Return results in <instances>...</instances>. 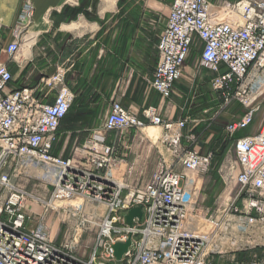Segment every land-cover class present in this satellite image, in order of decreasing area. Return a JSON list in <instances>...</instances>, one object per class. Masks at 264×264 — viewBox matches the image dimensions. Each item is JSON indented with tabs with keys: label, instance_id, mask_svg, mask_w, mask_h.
I'll use <instances>...</instances> for the list:
<instances>
[{
	"label": "built area",
	"instance_id": "built-area-1",
	"mask_svg": "<svg viewBox=\"0 0 264 264\" xmlns=\"http://www.w3.org/2000/svg\"><path fill=\"white\" fill-rule=\"evenodd\" d=\"M33 15L31 2L24 1L5 48L11 58L22 44L35 42L28 34ZM156 50L148 86L162 99L171 98L184 63L198 51L221 109L237 103L244 110L224 126L234 161L225 158L216 169L223 183L220 200L207 205L202 190L205 176L215 171L214 153L203 152L202 136L191 131L204 119H164L147 107L144 122L112 101L103 132L155 126L170 153L169 160L158 153L151 176L130 186L121 171L122 150L117 142L104 143L97 131L72 157L52 155L73 100L62 68L43 80L39 98L34 89L13 88L12 73L0 62V264H264V120L253 134L233 138L253 123L264 101V0H173ZM51 94V103L42 102ZM29 180L45 181L49 197L27 192L21 182ZM29 203L43 213L68 210L74 225L71 233L63 232L67 239L54 243L44 217L34 219ZM137 207L141 218L134 217L130 227L125 216ZM90 227L95 233L88 253L79 242ZM129 238L117 263L112 245Z\"/></svg>",
	"mask_w": 264,
	"mask_h": 264
},
{
	"label": "crops",
	"instance_id": "crops-1",
	"mask_svg": "<svg viewBox=\"0 0 264 264\" xmlns=\"http://www.w3.org/2000/svg\"><path fill=\"white\" fill-rule=\"evenodd\" d=\"M24 1L0 0V62L12 73L13 88L34 89L39 98L44 93H40L43 80L60 68L65 71L64 85L73 100L67 121L56 134L52 155L63 159L72 157L75 147L97 131L104 143L117 142L122 150L124 181L130 186L140 185L151 176L160 158L158 153L162 155V152L156 147V158L150 156L146 137L137 139L135 130L102 131L112 101H119L144 122L143 109L147 107L157 108L164 119L179 120L209 116L221 105L211 89V74L199 65L196 51H192L184 63L182 77L174 83L171 98L162 99L148 86L157 63L156 45L166 27L173 0H29L34 15L28 34L36 39L32 44H22L11 58L5 48L12 40L10 31ZM207 1L215 5L222 0ZM74 10H79L75 19L72 18ZM189 96L197 99V104L185 110L187 103L188 106L194 103ZM174 97L179 98L180 103L186 97L184 109L177 110ZM52 101L53 94L42 102ZM241 112L243 115V108ZM258 112L253 123L242 131L245 136L253 134ZM241 116L236 115L235 120ZM190 130L188 125L185 131ZM156 138L149 139L154 142ZM128 169L132 171L130 175L126 172ZM31 173L41 174L39 170Z\"/></svg>",
	"mask_w": 264,
	"mask_h": 264
},
{
	"label": "rangeland",
	"instance_id": "rangeland-1",
	"mask_svg": "<svg viewBox=\"0 0 264 264\" xmlns=\"http://www.w3.org/2000/svg\"><path fill=\"white\" fill-rule=\"evenodd\" d=\"M194 54H195V56H197V54H199V53H198V51H196V53H194ZM185 98L186 97L181 99V103H180V102H178L179 98L174 97V99H175L174 104L177 106V110H179V107H182L184 109ZM188 99L194 103L189 105V106L187 103L185 110H186V108H189V107H190V109H192L197 104V99H192L191 96H189ZM240 112H241V110L238 109L236 104H234V105H232L226 109H221V107L219 106V108L217 107V109L212 111V113L209 116L200 117L197 119H204V121L210 120V119L212 120V117L215 115V113H217V115H215L216 118L213 120L214 121L213 123L214 124L217 123L219 126L224 127L227 123L234 121L235 116L238 115ZM263 118H264V103L262 104V107L256 116V120H255L254 125L252 127L253 133L256 132V130L258 129V126L260 124V120H262ZM205 122H210V121H205ZM147 126H150V125H147ZM135 132H136L135 137H137V139L140 137L145 138L146 135L150 136L151 139H154V137H156V136H157V138L159 137L158 140H157V138L155 139V141L152 140L154 142H151V140L148 138H146V140H145L147 142V145H149V147L151 149L150 156L154 155L156 158L157 149H155V148L158 147L161 149V152H162V155L164 156V158L169 160V158H170L169 151L164 147V144H163V146H161L162 144H160V141H161L162 136H163L160 128H158L156 130H153L151 128H147V129L140 130V131L135 130ZM144 132H146V135L144 134ZM124 133H126V131ZM184 133H186V131H184ZM210 136H212V133L210 134ZM131 137H134V136L132 135ZM210 139H211V137H210ZM152 146H153V148H151ZM207 146L202 145V151L203 152L207 149ZM225 158L228 159L230 162L234 161V156L230 150H227L222 161H224ZM215 164H216V162L214 163V165ZM214 170L216 171V168ZM215 171H213L211 174H208L207 176H205L204 183H203V189H202V190L206 189L205 190L206 204L208 203V200H206V198L209 199V196L212 195L213 202L211 205H213V203L215 201L218 202L220 200L219 196L221 195L222 190H223V183H221V185L219 187L220 188L219 191H216L215 187H212V185L215 186L214 181L212 180L213 175L217 173V172L214 173ZM21 185L29 193L36 194V195L40 196L41 198H45V199H47L49 197L50 187L46 184L45 181L29 180V181L21 182ZM210 193H211V195H210ZM207 205H209V204H207ZM28 206L31 209V212L33 214L34 219H39L40 216L44 217L43 221L46 223V225L48 227L47 234L50 236V238L52 239V241L54 243L61 242V241L67 239V237H65L63 232H67V233L72 232L74 222H73V219L69 217V214H67L68 210L58 209L56 211H48V212L43 213L40 205L29 203ZM87 211H88V208L85 209V212H87ZM90 228L92 230L88 231V233L86 232L85 234H83V236L79 242V244L83 248V250H85L88 247V253L90 252V247L93 244L94 233H95V230L93 229V227H90Z\"/></svg>",
	"mask_w": 264,
	"mask_h": 264
},
{
	"label": "trees",
	"instance_id": "trees-1",
	"mask_svg": "<svg viewBox=\"0 0 264 264\" xmlns=\"http://www.w3.org/2000/svg\"><path fill=\"white\" fill-rule=\"evenodd\" d=\"M79 10H74L73 16L72 18L75 19L77 13ZM238 109H242V107L240 105H238L236 103ZM70 111V109H69ZM68 111V113L66 114V116L64 117V119L61 121L60 126L57 130V132L59 131V129L62 127L63 123L65 121H67V118L70 114V112ZM240 116L242 115V112L239 113ZM224 127L219 126L217 123L214 124L213 122H205L204 124H201L199 127H197L196 129L193 130V134L195 135H201L202 139H201V144L203 146H205L204 142L207 139V137L212 133V137L210 139V141L208 142V146H207V150H212L214 153V163L215 164V168L217 169V167L219 166V164L221 163V161L223 160V157L225 156L227 150L230 147V140L226 139L224 137ZM244 131V130H242ZM239 131L236 132V134L233 136V138H239L242 136H245L244 132ZM216 173V171L214 172ZM212 180L214 181L215 186L212 185V187H215L216 191L220 190V185H221V180L219 178V176L216 174L213 175ZM214 190V189H213ZM211 195V193H210ZM208 203L209 205L212 204L213 202V198L212 195L209 196ZM263 253H264V249H262Z\"/></svg>",
	"mask_w": 264,
	"mask_h": 264
},
{
	"label": "water",
	"instance_id": "water-1",
	"mask_svg": "<svg viewBox=\"0 0 264 264\" xmlns=\"http://www.w3.org/2000/svg\"><path fill=\"white\" fill-rule=\"evenodd\" d=\"M142 212L141 207L133 208L125 216V222L131 227L133 223V218H141ZM130 245V238L126 242H116L112 245L113 255L116 258L117 263L120 261L122 255L127 251L128 246Z\"/></svg>",
	"mask_w": 264,
	"mask_h": 264
},
{
	"label": "bare ground",
	"instance_id": "bare-ground-1",
	"mask_svg": "<svg viewBox=\"0 0 264 264\" xmlns=\"http://www.w3.org/2000/svg\"><path fill=\"white\" fill-rule=\"evenodd\" d=\"M147 128H151V129H153V130H156V129H158V127H155V126H146L145 128H143V130L144 129H147ZM144 134L146 135V132H144ZM146 138H151L150 136L148 137L147 135H146Z\"/></svg>",
	"mask_w": 264,
	"mask_h": 264
}]
</instances>
